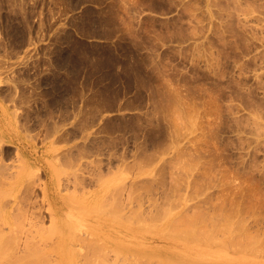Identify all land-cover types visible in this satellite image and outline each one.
Listing matches in <instances>:
<instances>
[{
  "label": "rangeland",
  "instance_id": "374dc122",
  "mask_svg": "<svg viewBox=\"0 0 264 264\" xmlns=\"http://www.w3.org/2000/svg\"><path fill=\"white\" fill-rule=\"evenodd\" d=\"M0 131L43 224L77 200L202 243L229 224V259L264 262V0H0ZM152 228L168 239L153 246L176 243Z\"/></svg>",
  "mask_w": 264,
  "mask_h": 264
},
{
  "label": "bare ground",
  "instance_id": "6f19581e",
  "mask_svg": "<svg viewBox=\"0 0 264 264\" xmlns=\"http://www.w3.org/2000/svg\"><path fill=\"white\" fill-rule=\"evenodd\" d=\"M7 140L8 139L5 137V134L2 131H0L1 159L3 158V154L5 153V151L7 149L6 148L7 146L5 144ZM21 169H22V167L20 165L11 167L8 164L0 163V264H52V262H53V264H141V263L143 264V261L140 262V259L143 257L142 255H153L156 253H157V258H158V262H156V263H158V264H264V262H262V261L252 259V258L249 259V257H247L245 255V252L247 250L252 249L251 247H248V246H244V248H243L244 250L239 249L240 252L241 253L243 252L244 254L236 255L234 258L229 259V256L231 254L229 255V253L227 252V250L225 248L226 246L229 245V224H225L222 226L223 230L225 231L226 237L221 241V244L223 245V247L220 250H216L214 248L215 246L213 247V245H215V243L217 244L220 242V239H219V241H217V239L214 240L213 238H210V239H208L207 242L205 241L202 243V241L194 240L192 238L189 239L188 236L186 235V232H184L185 229L178 228L179 230H181V232L184 230L183 232L185 233L186 237L185 236H179L175 231H171V228H165L160 233L159 229H162V227L160 228L159 226L163 225L162 222L160 221L161 224H159V225L156 224V227L158 226L159 229L153 225V223H155L153 219H151L153 223H151V220L149 222V219L152 217L154 219L160 220L159 218H157L158 217L157 215H159V214H157V211L160 210V208L162 209V207L160 206V204L156 200H155V202H157L158 205L160 206L158 210H156L157 208L154 209V210H156L157 215H155L156 216L155 217L154 216L155 212L151 211L152 212L151 213L149 211L151 208L150 209L148 208L149 210H146V213L149 212L153 215L151 216L148 213L149 215L146 216V218L148 216L150 217L149 219H147V222H149L150 225H147L148 223H146V226H151V224H152L153 226H151V228L153 227V228L158 229V230H156L157 233L159 232L158 235L162 234L163 236H165L167 238H168V236H171L172 238L175 237L173 239L176 242V243H173V245L170 247H168L167 245L164 244L166 249H162V250L160 249V246L157 245V243H156L157 247L153 246L152 243L153 242H159V244L167 243L166 240H168V239H165L164 237H162L164 239H154L155 241H153L151 243V239H153V237L151 238V237L146 236L148 234H152L151 228H144V229L138 228V225L139 224L141 225V223L143 221L142 219H144V218L140 217L141 218L140 219L139 217H137L138 220H137V218L133 219L134 215L132 213H130L131 215H133V217H130V215L128 214L129 218H131V222H130V221L126 220L128 217L125 219L123 218L125 215V214L122 215L123 212L121 213V215L123 217L117 212L115 214H113L114 212L110 214L107 210H109V208H112L113 205H111V207H109L107 205L108 206L107 210L105 207L106 205L104 206L105 211H107L108 213L102 211V215H108V217H109V215L111 216L110 227L108 225L109 228H107L106 226H104V227L102 226L103 221H104V219L106 220V218L102 217V215L100 214L101 211L98 212L99 211L98 209H97L98 211L94 210L93 208L96 209V207L93 206L92 207L93 212L96 211L95 214L97 212L99 214L97 213L95 216H92L94 213L90 211V209H89L90 206L88 205L89 207H85V204H77L78 200L74 201V203L71 202V208L68 210H66L67 209L66 208L65 209L66 211L65 210L63 211L62 209L61 210L57 209V207L55 208L54 207L55 205H53L52 207L50 205L49 211H50L51 221L49 222V224L44 222V224H46L48 226V227H45L43 224V214L42 213H41L42 215L39 214L41 212V210L39 209L40 212L39 211L37 212V210H38L37 208H36L37 209L36 211L34 210V208H32L33 210L29 209L30 204H28L27 200H25L24 197L20 199L18 189H19V186L21 184V181L15 180L14 177L18 173L21 172ZM24 174H25L24 177L31 178L30 177L31 175H29L28 172L24 173ZM111 176H110V178L108 177L109 181H110V179H114V175H111ZM119 177L123 178V176H119ZM121 178L118 180H115V179L111 180L113 182L116 181L114 183L110 182L111 186H113L112 184H115V183L118 185V186L116 185L117 188H120L121 183L124 185V181L122 182ZM100 179H102V178H99L98 180H100ZM102 180H100V181H102ZM68 182H69V180H68ZM99 182H97L98 183L97 185H99ZM95 183H96V181H95ZM100 184H101V182H100ZM75 185H77V184H75ZM103 185L104 184H102V186H99V187H103ZM106 185H105V188L108 186V185L107 186ZM123 185H122V187H123ZM116 186L114 188H116ZM75 188H78V187L76 186ZM96 188H98V186ZM105 188H104V190H105ZM110 188H109V190H110ZM114 188H113V190H114ZM98 189H100V188H98ZM123 189H124V187H123ZM76 191H78V190H76ZM106 191H108V190H106ZM106 191H105V194H106ZM116 191H117V189H116ZM128 191H129V193H132V191L131 192H130V190H128ZM73 192H74V190H73ZM81 192H84V191H81ZM81 192H76V194L78 193V195H79V193H81ZM118 192H120V191L118 190ZM91 193H88V194L90 195ZM98 193L96 192V194H98ZM113 193H114V191H113ZM113 193L112 194L108 193L107 195L110 196V195H113ZM81 194H83V193H81ZM88 194H85V195H88ZM47 195L48 194L45 193V198L47 197ZM117 195H119V197H121L120 196L121 194H117ZM72 196H73V194H72ZM81 196H83V195H81ZM90 196H89V199H87L88 201L91 198ZM99 196H101V194H99ZM106 196H105V198H106ZM73 197H71V199ZM76 197H74L75 199H73V200H76L78 198V197L77 198ZM83 197H86V196H83ZM111 197H109V198L111 199ZM131 197H133V196H131ZM95 198H96V195H95ZM112 198H114V197H112ZM135 198L136 197H134V200H135ZM27 199L29 200V198H27ZM62 199H64V198H62ZM118 199L119 198H117V200L115 201V198H114V201L116 202V204L117 203L119 204V205L117 204L118 206H120L121 205V203H119L120 199H119V201H118ZM92 200H93V198L91 199V201ZM105 200L104 199L102 200L104 202V204H105ZM136 200H138V199H136ZM166 200L168 201V199H166ZM66 202L68 203V201H66ZM75 202H77V203H75ZM86 202H84V203H86ZM121 202H122V200H121ZM128 202L131 203V201H128ZM169 202L170 201H168L167 203H169ZM30 203H31V201H30ZM140 203L141 202H137V205L139 204L140 207L143 205L142 207H144V204L141 203L142 205H140ZM95 204H97L96 201H95ZM113 204H115V203L113 202ZM153 204H154L153 207H155L157 205L154 203V201H153L152 205ZM170 204L169 205L166 204L167 206H165V207L166 208L171 207L173 209V205L171 206ZM158 205L156 207H158ZM163 205H165V204H163ZM114 207H113V210L116 209V207L115 208ZM137 207L135 206L134 208H137ZM100 208L101 207H99V209ZM118 208L119 207H117V209ZM121 208L119 210L120 212H121ZM139 208H137V209H139ZM141 209L144 210V208H141ZM136 210H134L133 212H135ZM139 210H137L136 212L139 213L138 212ZM143 210H140V214H141V211H143ZM165 210L166 209H164L163 211H165ZM168 210H170V209H168ZM178 210L179 209H174L173 211L175 212ZM109 211L112 212L111 210H109ZM114 211H116V210H114ZM160 211H162V210H160ZM169 212L166 211L167 214H169ZM137 213H135V214L138 216ZM161 214L163 216V214H165V213L162 212ZM112 215H115V216L112 217ZM128 215H125V217ZM142 215H144V214H142ZM164 216H163V218H164ZM168 216H170V214L167 215V217ZM144 217H145V215H144ZM202 217H203V215H202ZM165 218H166V216H165ZM165 218H164V220H165ZM204 218H205V216H204ZM139 220H142L141 223H139L140 222ZM166 220H167V218H166ZM206 220H208V219H206ZM132 221L135 223V225L137 224L136 221L138 222L137 228H134V226H133L134 223H132ZM172 221H175V220L170 219L169 222L172 223ZM241 223H242V221H241ZM143 224H145V223H143ZM167 224H169V223H167ZM205 224L207 226V223H205ZM172 225H173V223L171 224V226ZM144 227H145V225H144ZM168 227H170V226L168 225ZM173 227H174V225H173ZM83 228H86L87 230H85ZM185 228L187 231L186 226H185ZM174 229L176 230V227ZM80 230L86 231V232L83 231V233H82V234H84V233L86 234V235L84 234L85 235L84 237H82ZM188 230H190V228ZM212 230H214V229L212 228ZM87 231H89V232H87ZM182 233H181V235H184ZM188 233H189V231H188ZM190 233H192V231ZM246 233L248 234L247 231H246ZM246 233L244 235L245 237H247ZM191 235H189V237ZM54 236H57L59 242H57V240H56V242H51V239ZM222 237L223 236L221 235V238ZM54 238L56 239V237H54ZM53 239H52V241H53ZM67 240L71 241L69 243L70 245H68V243L64 244V242ZM76 240L81 242L80 244H82L83 246L85 244H87V246H89L88 243L90 241H94V242L93 243L91 242L92 244L90 243L92 245V247L89 246V247H91V248H89L90 250H88V247H87L86 250H88V251L85 250L86 251L85 252L82 248V250L84 252L81 250L80 251L81 253H80L78 251L80 248L78 246L75 247L74 245H72V243ZM88 240H89V242H88ZM231 240L236 241L237 237H235V236L231 237ZM86 241H87V243H86ZM58 243L62 244L63 247L60 248V245ZM235 243L238 246L239 240H238V242H235ZM235 243L233 242L234 245H235ZM76 244H77V242H76ZM57 245L59 246V249L56 247ZM71 245H72V247H75V248H72ZM84 247H86V245ZM216 247L218 248V245H216ZM238 247L240 248L242 246H238ZM53 250L54 251L58 250V253H56V254H59V258L61 256L60 255L61 251L63 252L61 260L58 261V259H56L57 257H55V255H54L55 253L54 252L52 253ZM82 252H83V254H82ZM79 253L82 256L78 259ZM252 253L254 254V249H253ZM52 254L55 257V258H53V260H55V261L51 260ZM246 254L248 255L247 252H246ZM249 255H251V254H249ZM139 256H142V257H139ZM153 256H152V259H151V256L148 259L153 260ZM155 256H154V259L156 260ZM137 258L139 259V261L137 260ZM143 259L146 260V257H143L141 260H143ZM148 259H147V261H144V263L148 262ZM153 261H152V263L155 264L154 263L155 261L154 262ZM145 264H147V263H145ZM148 264H150V263H148Z\"/></svg>",
  "mask_w": 264,
  "mask_h": 264
}]
</instances>
